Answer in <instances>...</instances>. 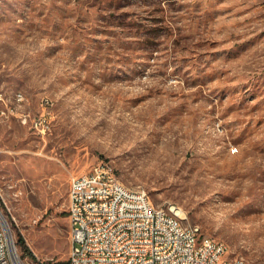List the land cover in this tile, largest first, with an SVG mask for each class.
I'll return each instance as SVG.
<instances>
[{
	"label": "rangeland",
	"instance_id": "rangeland-1",
	"mask_svg": "<svg viewBox=\"0 0 264 264\" xmlns=\"http://www.w3.org/2000/svg\"><path fill=\"white\" fill-rule=\"evenodd\" d=\"M6 104L0 208L22 257L67 264L69 178L109 160L264 261V0H0Z\"/></svg>",
	"mask_w": 264,
	"mask_h": 264
},
{
	"label": "built area",
	"instance_id": "built-area-1",
	"mask_svg": "<svg viewBox=\"0 0 264 264\" xmlns=\"http://www.w3.org/2000/svg\"><path fill=\"white\" fill-rule=\"evenodd\" d=\"M19 98L22 102V93ZM16 112L17 105L6 104L0 118ZM32 124L41 134L50 130L42 115ZM66 211L70 225L67 264H264L230 258L225 242L186 223L182 211L169 204L156 206L143 188L119 183L109 160L70 176ZM5 223L0 208V264H42L22 257Z\"/></svg>",
	"mask_w": 264,
	"mask_h": 264
},
{
	"label": "bare ground",
	"instance_id": "bare-ground-1",
	"mask_svg": "<svg viewBox=\"0 0 264 264\" xmlns=\"http://www.w3.org/2000/svg\"><path fill=\"white\" fill-rule=\"evenodd\" d=\"M19 97H21V93H17L16 94V96H15V99L17 100V101H21V98H19ZM118 181H119V183H121V184H123L122 182H120V180L118 179ZM124 185V184H123ZM144 190V189H143ZM169 205H173V204H171V203H169ZM174 206V208L177 210V212H181V209L180 208H178L177 206H175V205H173ZM5 226L7 227V224L5 223ZM7 229V228H6ZM214 240H218V239H214ZM218 242H223V241H221V240H218Z\"/></svg>",
	"mask_w": 264,
	"mask_h": 264
},
{
	"label": "trees",
	"instance_id": "trees-1",
	"mask_svg": "<svg viewBox=\"0 0 264 264\" xmlns=\"http://www.w3.org/2000/svg\"><path fill=\"white\" fill-rule=\"evenodd\" d=\"M19 241H20V243H22L24 246H25V243H24V241H23V238L22 237H19ZM26 247V246H25Z\"/></svg>",
	"mask_w": 264,
	"mask_h": 264
}]
</instances>
